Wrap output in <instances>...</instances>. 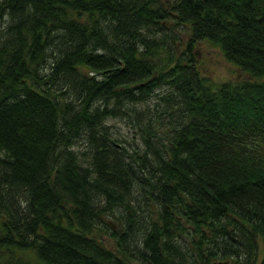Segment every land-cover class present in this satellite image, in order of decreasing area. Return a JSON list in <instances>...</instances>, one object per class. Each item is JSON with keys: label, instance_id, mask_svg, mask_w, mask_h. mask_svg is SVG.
Masks as SVG:
<instances>
[{"label": "trees", "instance_id": "obj_1", "mask_svg": "<svg viewBox=\"0 0 264 264\" xmlns=\"http://www.w3.org/2000/svg\"><path fill=\"white\" fill-rule=\"evenodd\" d=\"M220 259L264 264V0H0V264Z\"/></svg>", "mask_w": 264, "mask_h": 264}, {"label": "rangeland", "instance_id": "obj_2", "mask_svg": "<svg viewBox=\"0 0 264 264\" xmlns=\"http://www.w3.org/2000/svg\"><path fill=\"white\" fill-rule=\"evenodd\" d=\"M174 24L175 22H170L169 26ZM185 28L186 27H183L182 25H179L176 28V31L180 34L182 39L184 38V40L187 37ZM181 48H183V46ZM194 52L201 72L214 81L221 82L228 79H236L241 76H247V74H244L237 64L230 61L225 56L219 46L215 45L208 39H203L196 42L194 46ZM108 121L112 124V129L116 136L119 138L126 136L130 139V135L134 132V130L126 119L112 117ZM80 147H83V145H80ZM105 218L112 224L113 227H121V223L115 218L114 215L106 214ZM104 240L110 244L114 243V239L106 233H104ZM135 263L141 264L139 261H135Z\"/></svg>", "mask_w": 264, "mask_h": 264}, {"label": "water", "instance_id": "obj_3", "mask_svg": "<svg viewBox=\"0 0 264 264\" xmlns=\"http://www.w3.org/2000/svg\"><path fill=\"white\" fill-rule=\"evenodd\" d=\"M213 264H230V259L215 260Z\"/></svg>", "mask_w": 264, "mask_h": 264}]
</instances>
